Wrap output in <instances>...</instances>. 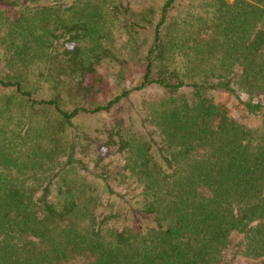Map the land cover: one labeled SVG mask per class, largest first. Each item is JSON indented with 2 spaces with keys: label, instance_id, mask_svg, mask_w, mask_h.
I'll list each match as a JSON object with an SVG mask.
<instances>
[{
  "label": "trees",
  "instance_id": "1",
  "mask_svg": "<svg viewBox=\"0 0 264 264\" xmlns=\"http://www.w3.org/2000/svg\"><path fill=\"white\" fill-rule=\"evenodd\" d=\"M203 5L177 20L163 0L139 80L115 75L101 103L96 66L129 68L146 32L124 2L0 0L1 109L30 111L23 133L0 132V264H264V0ZM106 116L118 171L72 132ZM31 132L47 146L31 143L29 172Z\"/></svg>",
  "mask_w": 264,
  "mask_h": 264
},
{
  "label": "rangeland",
  "instance_id": "2",
  "mask_svg": "<svg viewBox=\"0 0 264 264\" xmlns=\"http://www.w3.org/2000/svg\"><path fill=\"white\" fill-rule=\"evenodd\" d=\"M124 5H126L131 12V16L128 17L130 20H134L135 23L138 22L140 25H145L146 32H140L137 37L138 39V53L131 52V60L132 64L129 68L118 71V68L115 64H110L107 62H102L100 65L96 66V78L98 82L96 83L95 90L97 91V98L99 102H105L109 100V98L113 97L117 94L118 88L116 87V80L120 81V84L124 85L126 88L132 87L137 83L139 80V66L135 65V60L137 56H141V53L144 52V49L149 44V40L151 35H149V31L153 24L156 23L157 20V9L162 4L163 0H122ZM232 2L233 0H228ZM204 2L207 3V0H179V10L175 13V17L177 20L178 18L183 16L184 13H188L190 17H198L201 15L205 10L206 7L203 5ZM153 10V13H150V10ZM145 18L149 23H144ZM122 19L124 17L119 16V20L113 19L111 26H107L106 30L110 32V37L114 40L113 42V51L116 53L117 50L120 48V44L126 40L129 36V33L125 32L123 29ZM126 51V50H125ZM127 57V51L124 54ZM3 68V65H0V69ZM122 78V79H121ZM9 92L0 93V132H6L9 136V132L15 131L16 134L23 133L26 130V123L28 122L27 114L30 113L29 110L25 107V105L17 100L14 99L7 109H1L2 101H6L8 98L13 99ZM142 96L137 97V100H140ZM34 115V122L36 120H42V115L39 112H36ZM37 115L38 117H36ZM40 118V119H39ZM108 117H100V118H93V117H84L79 118L74 122V128L72 130L73 135L79 137L81 139V143L85 145V142H92V153L96 152L99 153L100 156L103 154H107L104 149H102V137L101 131L108 125ZM39 125V123H37ZM42 125V124H41ZM40 125V126H41ZM38 127L41 129V127ZM32 133V132H31ZM37 133V132H36ZM36 133H32L33 135L29 138H26L28 141L27 145L21 150L23 153H27L26 157L23 158L26 163H28V171L30 172V166L33 162L38 160V157H34L31 152L30 146L31 143L35 145V148H46V142L39 138V136L35 135ZM89 138V139H88ZM5 137H2L0 142L4 141ZM79 144V143H78ZM40 149V148H39ZM35 150V152H38ZM29 152V153H28ZM7 153V152H6ZM110 154L106 155L104 163H100L97 168H102V165L105 164L108 168H113L114 171H118L120 166L122 165V158L119 155L113 154V151H110ZM9 156V154L7 153ZM29 155V156H28ZM94 164V163H93ZM38 165V164H37ZM95 168V170L97 169ZM34 171H37L35 169ZM100 172V171H97ZM37 173V172H36ZM33 179L36 180L37 175H31ZM32 181V180H30ZM237 263H241V260L238 259Z\"/></svg>",
  "mask_w": 264,
  "mask_h": 264
}]
</instances>
